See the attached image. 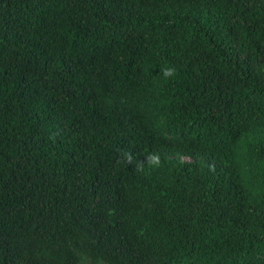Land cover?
Here are the masks:
<instances>
[{
	"label": "trees",
	"instance_id": "1",
	"mask_svg": "<svg viewBox=\"0 0 264 264\" xmlns=\"http://www.w3.org/2000/svg\"><path fill=\"white\" fill-rule=\"evenodd\" d=\"M0 264H264V0H0Z\"/></svg>",
	"mask_w": 264,
	"mask_h": 264
},
{
	"label": "clouds",
	"instance_id": "2",
	"mask_svg": "<svg viewBox=\"0 0 264 264\" xmlns=\"http://www.w3.org/2000/svg\"><path fill=\"white\" fill-rule=\"evenodd\" d=\"M161 74H162L163 78H165V79H167L169 77H173L175 75V68L165 65L161 69ZM129 158H131V157H129ZM159 162L160 161H159V155L158 154L150 153L149 155L146 156V163H148V165L150 167L158 166Z\"/></svg>",
	"mask_w": 264,
	"mask_h": 264
},
{
	"label": "rangeland",
	"instance_id": "3",
	"mask_svg": "<svg viewBox=\"0 0 264 264\" xmlns=\"http://www.w3.org/2000/svg\"><path fill=\"white\" fill-rule=\"evenodd\" d=\"M187 160V159H186Z\"/></svg>",
	"mask_w": 264,
	"mask_h": 264
}]
</instances>
